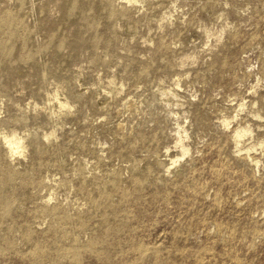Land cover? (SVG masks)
<instances>
[{
    "label": "rangeland",
    "instance_id": "obj_1",
    "mask_svg": "<svg viewBox=\"0 0 264 264\" xmlns=\"http://www.w3.org/2000/svg\"><path fill=\"white\" fill-rule=\"evenodd\" d=\"M64 1L0 0V264H264V0Z\"/></svg>",
    "mask_w": 264,
    "mask_h": 264
},
{
    "label": "bare ground",
    "instance_id": "obj_2",
    "mask_svg": "<svg viewBox=\"0 0 264 264\" xmlns=\"http://www.w3.org/2000/svg\"><path fill=\"white\" fill-rule=\"evenodd\" d=\"M129 2H131V0H129ZM76 3L77 0H65L61 5H60V12H61V17H60V21H59V26L58 28L61 27V24L63 22H65L68 18L69 15H71L73 13V11L76 10ZM20 2H17L15 6H19ZM9 11V10H6ZM91 12V11H90ZM87 15L89 14L86 13ZM6 16L2 18L3 22H10L12 23L14 18L11 17V15L9 14H5ZM83 35L81 33H78L77 37H76V41L79 42L81 41V39ZM63 45V41H61L59 47H62ZM238 138L242 136V134L239 132L237 134ZM236 136V137H237ZM4 144L6 146V153L8 155V157H13L15 154H23L26 151V144H24V142L22 140L16 139V138H5L4 139ZM26 148V149H25ZM12 174L8 173L6 170L2 171L0 174V180L3 184H9L11 179H12ZM3 196H0V203H2L1 205H3L4 210H8L9 209V205L5 204L4 198H2Z\"/></svg>",
    "mask_w": 264,
    "mask_h": 264
}]
</instances>
